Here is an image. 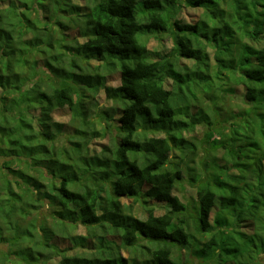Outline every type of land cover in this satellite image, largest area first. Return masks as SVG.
I'll use <instances>...</instances> for the list:
<instances>
[{
    "label": "trees",
    "instance_id": "16d2710c",
    "mask_svg": "<svg viewBox=\"0 0 264 264\" xmlns=\"http://www.w3.org/2000/svg\"><path fill=\"white\" fill-rule=\"evenodd\" d=\"M83 1L0 0V215L47 203L51 218L12 226L0 264H264V0ZM184 8L200 10L193 23ZM163 35L154 59L147 39ZM100 91L110 139L90 149ZM65 108L72 129L51 115ZM200 125L206 153L191 166ZM183 181L193 212L174 193Z\"/></svg>",
    "mask_w": 264,
    "mask_h": 264
},
{
    "label": "rangeland",
    "instance_id": "374dc122",
    "mask_svg": "<svg viewBox=\"0 0 264 264\" xmlns=\"http://www.w3.org/2000/svg\"><path fill=\"white\" fill-rule=\"evenodd\" d=\"M76 3H78L79 5H82L83 7H85V3L83 0H75ZM200 10L198 9H194V8H184L182 11V17L184 19L185 22L188 23H193L196 19V17L199 15ZM33 17L35 15H32ZM67 33H69L70 36H74V37H78L79 41H82L83 36H82V31L78 33V28L77 27H71L69 28V30L67 31ZM162 39L156 38V37H149L147 39V46L150 50L154 51V52H158V54L153 55L154 59H158L159 57H161L163 53H166L170 47H171V39L168 35H163ZM98 62L97 61H89V65L92 67V65H96ZM120 83V79H119V72H117V70H113L111 71L109 74H107V84L108 85H112V86H116ZM168 85H170V83H167ZM235 89V94L236 92H239L241 90V87H236ZM234 89L232 88V92L231 95L234 92ZM234 94V95H235ZM232 101L233 98L235 100L234 96H231ZM230 98V99H231ZM232 101H230L228 99V103H231ZM2 105V103L0 102V106ZM111 105V101H109L108 99L105 98L104 93L102 91H100L95 99L92 102V106H89V110H88V115L91 119V125L90 127H94L95 129H97L99 131L98 136H89V148L90 149H99L101 147V145H105L109 142V135L104 133V136L101 134L103 133V130L101 129L102 123L99 122L98 120V115L102 114V111L104 109H107L109 106ZM222 109V112L231 109L232 106H229L227 103L223 104V106H220ZM53 119L61 121L63 123H65L68 127H70V129H72V125H69V121H70V113L68 111V109H61L58 111H54L52 114ZM222 119V118H220ZM100 123V124H99ZM74 125H76L75 122H73ZM204 126L200 125L197 126L195 131L193 133H189L188 137H190L191 139H195L194 141L197 143L198 149H197V154H190V157L195 159L191 160V158H188V162L191 166L195 165V161L198 160L199 157H202L206 151V144L202 143V138H203V134H204ZM89 130V129H88ZM65 137L66 135L63 134L60 137V140L58 141L59 144H66V146L68 145L65 141ZM216 154L218 156V158L222 157L224 155V157H229L230 156V152L227 150H222L219 149L216 151ZM6 158V157H0V163L2 162V160ZM31 173V171H29ZM35 173H37L36 171H34ZM197 176V175H196ZM13 183V181H12ZM14 187H16V185H14ZM174 193L176 195H178V197L185 203L188 204L189 206V210L193 212L192 206L195 202V192L194 189L190 187V185H188L186 183V181H183L182 184H178L176 185L175 189H174ZM121 200L126 203L131 205V209L130 212L138 217L141 218H145V212L143 210V208H141L140 203H133L132 199L130 198H126V197H122ZM152 205H157V209L155 210L156 214H160L164 212V206L162 204H156V202L154 200H150ZM163 204H165L163 202ZM32 219L33 221L36 222V224L40 223L41 221L46 220L47 223L51 224V218H50V209L49 206L47 205V203H43L40 204L39 206H37V210L36 208L31 210V213L28 214L26 217H24L23 219L21 217H18L14 214L11 215V217H6L3 215H0V237H2L3 239L6 237H10L14 230L12 229V226H16L18 225L19 227H24L27 224V221ZM191 227L193 229V232L197 233V235L200 237V232H198L200 230V226L198 224H194V222L191 221ZM71 233H77V234H82L84 235L86 233L84 226L82 225H78L76 226L74 229L73 227H71L70 229ZM59 234V232H58ZM57 244L59 245L58 247L60 249H64L65 247H71L70 242L68 241V239H64V238H57L56 240ZM12 249L11 245L7 242H0V257H2L3 255H5L6 253L8 254V252ZM121 252L124 256H127V251L123 248L121 249ZM66 253L71 254L72 250H66ZM61 259V256L57 257H53L51 259H48L45 257V264H57L58 261Z\"/></svg>",
    "mask_w": 264,
    "mask_h": 264
}]
</instances>
